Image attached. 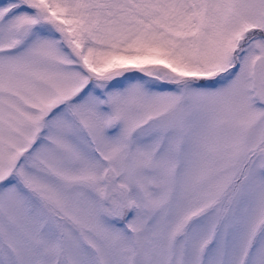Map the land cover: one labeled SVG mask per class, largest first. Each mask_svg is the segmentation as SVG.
Masks as SVG:
<instances>
[{
	"label": "snow or ice",
	"instance_id": "snow-or-ice-1",
	"mask_svg": "<svg viewBox=\"0 0 264 264\" xmlns=\"http://www.w3.org/2000/svg\"><path fill=\"white\" fill-rule=\"evenodd\" d=\"M0 264H264V0H0Z\"/></svg>",
	"mask_w": 264,
	"mask_h": 264
}]
</instances>
